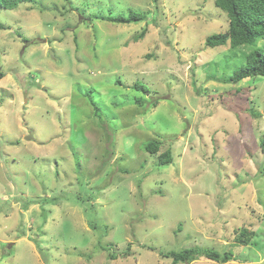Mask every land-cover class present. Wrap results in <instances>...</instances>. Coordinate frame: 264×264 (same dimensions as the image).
I'll use <instances>...</instances> for the list:
<instances>
[{
    "label": "rangeland",
    "instance_id": "rangeland-1",
    "mask_svg": "<svg viewBox=\"0 0 264 264\" xmlns=\"http://www.w3.org/2000/svg\"><path fill=\"white\" fill-rule=\"evenodd\" d=\"M0 21V264H264V77L225 81L250 50L205 46L229 29L215 0H35Z\"/></svg>",
    "mask_w": 264,
    "mask_h": 264
},
{
    "label": "trees",
    "instance_id": "trees-1",
    "mask_svg": "<svg viewBox=\"0 0 264 264\" xmlns=\"http://www.w3.org/2000/svg\"><path fill=\"white\" fill-rule=\"evenodd\" d=\"M159 1V0H156ZM35 0H0V8L13 10L20 4L33 3ZM215 5L225 12L229 18V29L225 33L214 34L207 38L205 46L209 48L229 45L232 50L248 48L250 51L245 55L246 62L227 82L240 83L246 79L254 77H264V0H215ZM103 20L116 24H132L146 20L144 14L130 11L129 15H118L103 17ZM0 29H5L0 21ZM146 33V32H145ZM142 34L141 36L145 35ZM261 44V46H259ZM3 74L0 72V80ZM136 91L148 93L149 88L146 85L136 83ZM94 103V102H92ZM143 104V102H140ZM157 106V104H155ZM98 112V111H97ZM254 117L260 118L262 115L257 112H250ZM162 142L152 141L145 146V151L150 154H157ZM261 150L264 153V140L261 142ZM161 165H170L173 163V156L170 150L159 155ZM250 242V236L246 230L240 232L235 243L247 246ZM154 250V249H153ZM161 256L173 259V264H190L199 257L207 260L226 264L236 260L233 252L219 251L207 248H190L180 252L168 251L160 252Z\"/></svg>",
    "mask_w": 264,
    "mask_h": 264
},
{
    "label": "water",
    "instance_id": "water-1",
    "mask_svg": "<svg viewBox=\"0 0 264 264\" xmlns=\"http://www.w3.org/2000/svg\"><path fill=\"white\" fill-rule=\"evenodd\" d=\"M32 135H33V134H31L30 136H28L26 139H27V140H30L31 137H32Z\"/></svg>",
    "mask_w": 264,
    "mask_h": 264
}]
</instances>
